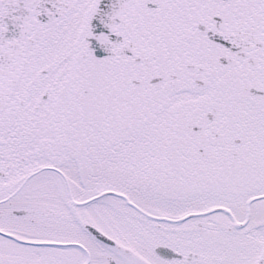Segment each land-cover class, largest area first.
<instances>
[{
	"label": "snow or ice",
	"instance_id": "snow-or-ice-1",
	"mask_svg": "<svg viewBox=\"0 0 264 264\" xmlns=\"http://www.w3.org/2000/svg\"><path fill=\"white\" fill-rule=\"evenodd\" d=\"M0 264H264V0H0Z\"/></svg>",
	"mask_w": 264,
	"mask_h": 264
}]
</instances>
